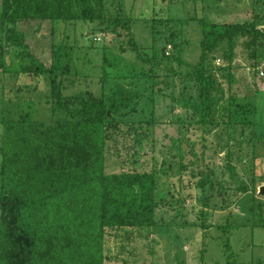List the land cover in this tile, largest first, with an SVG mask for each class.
I'll use <instances>...</instances> for the list:
<instances>
[{"label": "trees", "instance_id": "trees-1", "mask_svg": "<svg viewBox=\"0 0 264 264\" xmlns=\"http://www.w3.org/2000/svg\"><path fill=\"white\" fill-rule=\"evenodd\" d=\"M105 4L0 0V28H6L10 44L21 47L22 58L30 59L23 69L49 79L52 109L48 121L25 114L3 125L0 264H154V248L145 237L174 202L168 183L174 173L180 178L191 174L205 207L216 197L237 202L250 191V183H257L259 110L251 95H228L211 66L220 59V70L232 77L235 48L244 38L247 61L259 68L264 28L256 12L251 20L203 23L200 58L179 74L156 57V44L167 39L155 35L167 24L150 21L153 41L144 45L135 35V18L123 16L120 8L110 13ZM76 20L93 23L95 32L106 31L113 48L140 66L134 68L137 75L152 78L153 95L146 99V88L124 82L107 93H65L66 81L75 83L78 53L58 40L57 25ZM35 26V33L43 34L35 38L51 40L50 63L32 49L27 28ZM174 52L182 54V47ZM163 97L172 100L165 113H158L156 101ZM152 100L156 107L151 116H141V103ZM175 102L182 109L174 114ZM166 113L173 115L170 124L176 133L165 134L162 146L168 150L161 160L155 153L156 129ZM210 133L216 141L208 144ZM212 145L221 165L208 156ZM218 172L224 173L220 177Z\"/></svg>", "mask_w": 264, "mask_h": 264}, {"label": "rangeland", "instance_id": "rangeland-1", "mask_svg": "<svg viewBox=\"0 0 264 264\" xmlns=\"http://www.w3.org/2000/svg\"><path fill=\"white\" fill-rule=\"evenodd\" d=\"M105 1L106 9L110 13H115L120 8L123 16L135 18V35L144 45H150L153 41L150 21L167 24L165 30L156 32L157 40L167 39L165 44H156V57L157 61L164 60L162 66L168 64L179 74L189 69L187 63L194 65L200 58L203 23L208 25L214 22L251 20L255 11L256 20L264 28V0ZM1 14L0 5V17ZM35 28L36 26L27 28L28 33L33 35L29 37L32 39V49L42 56L44 62L50 63L51 40L45 37L35 38L34 34L38 37L43 35L41 32L35 33ZM93 32L94 24L84 20L57 25L58 40H63L69 48L74 47L78 53L77 75L73 76L75 83L68 79L65 93L72 95L87 89L107 93L116 82H124L128 85L135 84L143 90L146 88V99L152 96V78H141L137 75L138 71L134 68L140 66L113 48L106 31ZM115 41L117 37L113 42ZM245 42L241 38L236 45V57L231 63L232 77H228L227 70H220L221 60L212 61L211 66L228 95L232 92L236 95H251L259 110L257 119L259 125L261 124L258 130L261 139L258 142L260 162L256 172L257 183H250V191L243 194L236 203H231L229 198L224 201L216 197L209 207H205L199 199L200 190L194 179H191V174L184 172L180 178L179 173H174L168 180L172 192L175 193L172 200L174 202L167 207L168 212H162L158 226L145 237V242L154 248V264H264V193H260V188L264 185V181H261V176L264 175V75L257 73V70H264V61L259 64L258 69L253 68L247 61L249 56ZM180 47L183 52L178 55L174 51ZM20 50L21 47L8 42L6 28H0V167L3 155V125L7 120L19 119L25 114L38 120L48 121L52 118L49 79L25 71L23 65L28 64L30 59H23ZM164 97L156 101L159 106L158 113H165L166 106L172 100L171 97ZM156 103L153 100L142 102L141 116H151ZM175 103L174 114L182 109L180 104ZM172 116L169 113L163 115L162 123L156 129L159 142L155 153L161 156V160L168 150L162 146L167 141L165 134L176 133L174 126L170 124ZM202 133L204 131L199 130V134ZM206 136L209 139L208 144L216 141L214 133ZM197 148L201 152L200 143ZM207 151L211 162L216 161L214 163L221 165V160L216 159L214 154V146ZM238 169L244 174L241 166ZM218 173L221 177L224 172ZM228 175L229 173L226 174ZM250 177L251 175L246 176L245 180ZM189 184L192 187H188ZM177 197L180 200L178 202L175 199ZM194 222L198 225H193Z\"/></svg>", "mask_w": 264, "mask_h": 264}, {"label": "water", "instance_id": "water-1", "mask_svg": "<svg viewBox=\"0 0 264 264\" xmlns=\"http://www.w3.org/2000/svg\"><path fill=\"white\" fill-rule=\"evenodd\" d=\"M222 1V0H219ZM260 193H264V185L260 188Z\"/></svg>", "mask_w": 264, "mask_h": 264}, {"label": "built area", "instance_id": "built-area-1", "mask_svg": "<svg viewBox=\"0 0 264 264\" xmlns=\"http://www.w3.org/2000/svg\"><path fill=\"white\" fill-rule=\"evenodd\" d=\"M219 61H220V59H219ZM262 74H263V72H262Z\"/></svg>", "mask_w": 264, "mask_h": 264}]
</instances>
